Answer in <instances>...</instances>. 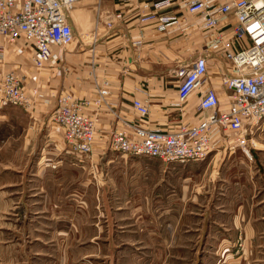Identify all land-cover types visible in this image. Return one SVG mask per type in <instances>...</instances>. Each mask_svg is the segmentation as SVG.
I'll list each match as a JSON object with an SVG mask.
<instances>
[{"label": "crops", "instance_id": "1", "mask_svg": "<svg viewBox=\"0 0 264 264\" xmlns=\"http://www.w3.org/2000/svg\"><path fill=\"white\" fill-rule=\"evenodd\" d=\"M152 1L78 0L69 11L73 41L55 47L43 68L31 45L0 35V86L14 69L34 98L26 108L0 101V208L7 219L21 218L22 233L33 238L28 264H45L46 256L47 264H264V124L250 135L251 157L226 135L214 136L207 160L188 165L110 147L115 129L140 120L134 99L148 106L151 128L198 118V94L180 101L175 73L199 55L208 61L204 90L217 89L222 105L230 100L222 79L233 64L222 43L232 39L234 15L219 16L212 30L182 4L163 11L178 18L160 31L139 17ZM100 89L108 94L97 104ZM60 95L89 101L82 107L96 118V139L87 157L67 150L51 120ZM95 158L103 161L101 187L117 190L111 221L102 211L94 217L90 199L82 209L73 192L78 177L90 184Z\"/></svg>", "mask_w": 264, "mask_h": 264}, {"label": "built area", "instance_id": "2", "mask_svg": "<svg viewBox=\"0 0 264 264\" xmlns=\"http://www.w3.org/2000/svg\"><path fill=\"white\" fill-rule=\"evenodd\" d=\"M77 1L0 0V35L10 42L22 39L31 45L34 65L43 68L52 59L55 47L62 51L73 41L69 11ZM182 4L189 13L203 16L205 25L212 30L219 27V16L227 18L233 14L236 19L232 39L222 43L223 56L233 64V73L222 79L231 91L229 102L222 105L215 88L204 90L208 61L199 55L175 73L180 101L186 102L198 94V118L190 123L180 120L168 128H151L144 124L148 106L134 99L133 107L140 120L130 122L129 129H115L110 147L123 154L187 164L205 161L214 148V136L226 135L235 139V147L251 156L248 136L264 122V0H154L144 4L149 9L139 17L155 22L157 29L164 31L178 16L163 11ZM0 89L3 103L26 108L34 101L14 69L3 73ZM99 92L100 97L94 100L97 104L108 94L106 89ZM88 104V100L76 101L69 95H60L51 115V120L63 129L67 150L80 158L92 153L96 139V118L82 107Z\"/></svg>", "mask_w": 264, "mask_h": 264}, {"label": "rangeland", "instance_id": "3", "mask_svg": "<svg viewBox=\"0 0 264 264\" xmlns=\"http://www.w3.org/2000/svg\"><path fill=\"white\" fill-rule=\"evenodd\" d=\"M75 6L73 7V9L75 8ZM263 124L264 122L262 123L261 128L255 132H258V131L260 132V130L263 129ZM55 125L58 126L59 124L56 123ZM58 127L62 128L60 125ZM250 135L248 136L249 138L248 148L250 144ZM104 161L106 160L104 159ZM102 162L103 161L100 160L99 158H95L93 162H91L93 170L86 172V178L90 180V184L88 182L86 183L89 184V186L86 185L85 179H83L84 176L83 178L81 177L83 179L82 183H81V178L78 177V180L76 181V185H75L76 189L73 192H75L76 199L78 203H80L79 206H82V209H85L86 205L88 206L87 200L90 199L94 203V210H93L94 217H97V218L100 217L101 216L100 212L102 211L109 215V219L111 221L114 219L113 216L117 214L116 213L117 212L116 198L118 195H117V190L114 187V184L112 185V183H110L108 188L101 187L100 166L101 164H103ZM198 162H202V161H198ZM192 163H196V162L194 161H191V163L189 162V164H192ZM165 164L176 166L175 164H178V163H165ZM178 165H188V163L178 164ZM102 198H103V201L107 203V205H105L107 207L106 209L107 211L105 210V206H102V205L100 206V202ZM8 217L9 218L7 219L4 209L0 208V264H28L27 246L32 245L30 241L33 240V238H28L24 236V234L22 233L23 228H22L21 218H18V216L13 215V214L11 215V213H9ZM243 243H244V238H241L237 244L238 247L239 248L243 247ZM6 248L8 249L7 253H5L4 251ZM22 254H25V256H23ZM76 256L77 258H80V257L83 258V256H81L80 254ZM30 257L35 258L34 261L37 258L36 255L34 254L33 255L31 254ZM13 258L16 260L12 262L11 259ZM45 258H46L45 264H47L46 260L48 259V256H46Z\"/></svg>", "mask_w": 264, "mask_h": 264}]
</instances>
